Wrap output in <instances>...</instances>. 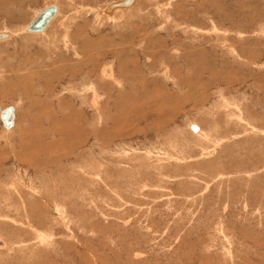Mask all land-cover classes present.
Segmentation results:
<instances>
[{"label":"rangeland","instance_id":"obj_1","mask_svg":"<svg viewBox=\"0 0 264 264\" xmlns=\"http://www.w3.org/2000/svg\"><path fill=\"white\" fill-rule=\"evenodd\" d=\"M117 1L0 0V264H264V0Z\"/></svg>","mask_w":264,"mask_h":264},{"label":"water","instance_id":"obj_2","mask_svg":"<svg viewBox=\"0 0 264 264\" xmlns=\"http://www.w3.org/2000/svg\"><path fill=\"white\" fill-rule=\"evenodd\" d=\"M133 2H134V0H121L119 2L113 3L111 5V7L112 8L117 7V6L128 7ZM57 11H58V8L56 5H51V6L45 7L44 10L39 12L37 17H35L31 21L30 25L28 26V30L32 31V32L43 31L46 28L47 24L50 22V20L55 16ZM4 36H5L4 33L0 34V38L4 37ZM0 110H1V106H0ZM14 118H15L14 106H8V107H5L4 109H2L1 119L3 121V124L6 127H11L14 125ZM192 128L194 130L199 129V127H197V126H192Z\"/></svg>","mask_w":264,"mask_h":264},{"label":"bare ground","instance_id":"obj_3","mask_svg":"<svg viewBox=\"0 0 264 264\" xmlns=\"http://www.w3.org/2000/svg\"><path fill=\"white\" fill-rule=\"evenodd\" d=\"M120 1H121V0H120ZM117 2H119V1H117ZM134 2H135V0H134ZM134 2H133V3H134ZM113 3H116V2H113ZM113 3H111V5H112ZM133 3H132L130 6H128V7H131V6L133 5ZM111 5H110V7H109L110 9H114V8H115V9H116V8H124V6H117V7H113V8H112ZM128 7H127V8H128ZM57 8H58V11H57V13L55 14V16H57L58 13H59V11H60L59 6H57ZM109 8H108V9H109ZM43 10H44V9H43ZM43 10H41V11H43ZM41 11H40V12H41ZM38 14H39V12L36 14L35 17H37ZM55 16H54V17H55ZM35 17H34V18H35ZM54 17L50 20V22L47 24V26H46L45 29L48 28V26L50 25V23L52 22V20L54 19ZM34 18H33V19H34ZM33 19H32V20H33ZM29 25H30V24H29ZM29 25H28V26H29ZM28 26L24 28V31H28V32H31V33H40V32H32V31H29V30H28ZM45 29H44V30H45ZM44 30H43V31H44ZM43 31H41V32H43ZM0 34H2V33H0ZM4 34H5V36H4V37H1L0 39H4V38L8 37V35L11 36V35H12V32H8V31L6 30ZM65 36H66V35H65ZM67 37H68V36H67ZM70 37H71V36H70ZM64 41H65V40H64ZM66 43H67V42H66ZM68 45H69V44H68ZM55 47H56V46H55ZM66 51H67V50H66ZM236 55L239 57V55L242 56V55H245V54L237 52ZM247 57H248V56H247ZM247 57H246V58H247ZM246 58H244V59H246ZM242 59H243V58H242ZM201 70H202V69H201ZM166 76L169 77L168 75H166ZM103 77H104V76H103ZM169 78H171V77H169ZM238 78H239V77H238ZM103 79H104V78H103ZM183 82L185 83L186 81L181 80V84H180V86H184ZM185 85H186V84H185ZM253 85H254V84H253ZM90 86H92V85H90ZM257 86H258V85H257ZM88 87H89V86H88ZM94 87H95V86H94ZM259 87H260V89H262L264 86H259ZM93 89H94V88H93ZM91 91H92V90H91ZM261 92H262V91H261ZM96 94H97V93H96ZM261 94H262V93H261ZM261 94H259L260 102L264 101V100H263L264 98L262 97ZM90 99H91V98H90ZM257 101H258V100H257ZM258 102H259V101H258ZM263 103H264V102H262V103H260V104H263ZM4 108H5V107H2V106H1V110H0V118H1V114H2V109H4ZM14 114H15L14 125L11 126V127H6V126L3 124L5 128H7V129H11V128H13V127L16 125L15 123H17V122H16V121H17V120H16V118H17V112L15 111V108H14ZM241 117H242V118H240V119L244 121L245 119H243L242 114H241ZM189 125H191V124H189ZM194 126H197V125H194ZM15 127H16V126H15ZM15 127H14V128H15ZM197 127H198V126H197ZM193 131H195V132H200L201 130H199V129H198V130H194V129H193ZM199 134H200V133H199ZM99 135H100V134H99ZM203 135H206V134L204 133ZM67 138H68V137H67ZM60 140H61V139H60ZM61 141H62V140H61ZM54 147H55V146H54ZM78 186H79V185H78ZM25 204H26V202H25ZM58 206H59V205H58ZM40 232H41V231H40ZM40 232H38L39 235H41ZM42 234H43V233H42ZM44 234H45V233H44ZM36 235H37V234H36ZM46 237H47V236H46ZM51 238H52V237H51ZM37 239L39 240V243H46V242L49 240V235H48L47 238H45V236H42V235L39 236V237L37 236ZM50 240H51V239H50ZM50 242H51V241H50ZM19 243H20V242H19ZM39 243H38V244H39ZM6 244L8 245V241L6 242V240H5L4 238H0V246H2V245H3V246H4V245L6 246ZM46 244H49V243H46ZM19 245H20V244H19ZM43 245H45V244H43ZM37 246H38V245H37ZM38 247H39V246H38ZM30 248H31V247H30ZM36 248H37V247H36Z\"/></svg>","mask_w":264,"mask_h":264},{"label":"crops","instance_id":"obj_4","mask_svg":"<svg viewBox=\"0 0 264 264\" xmlns=\"http://www.w3.org/2000/svg\"><path fill=\"white\" fill-rule=\"evenodd\" d=\"M195 132V131H194ZM6 242H7V240H6Z\"/></svg>","mask_w":264,"mask_h":264}]
</instances>
